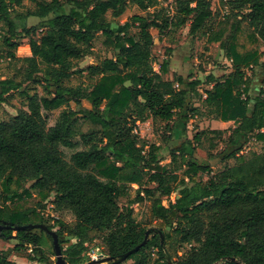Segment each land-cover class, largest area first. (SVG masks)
<instances>
[{"label": "trees", "instance_id": "obj_1", "mask_svg": "<svg viewBox=\"0 0 264 264\" xmlns=\"http://www.w3.org/2000/svg\"><path fill=\"white\" fill-rule=\"evenodd\" d=\"M30 1L36 9L27 17L41 20L34 28L11 20L9 9L20 0H0V22L7 27L0 34V61L21 60L24 65L13 77L0 79V106L11 92L27 99V111L0 120V225L43 224L52 230L53 225L37 209H43V201L53 195L55 209L67 210L75 218L72 227L61 220L54 225L59 227L55 233L65 264H84L85 244L96 241L105 257L116 259L143 242L146 229L132 219L131 205L146 199L150 222L157 230L126 258L129 264H264V152L242 160L240 151L232 150L224 159H236L237 163L209 176L208 164L188 160L183 145L173 152L174 156L179 154L184 167L180 177L160 165L159 145L150 144L146 151L147 143L139 145L136 131L138 123L151 119L164 122L171 132L175 116L186 120L188 111L191 116L199 114L185 100L187 92L197 94L200 81H185L177 75L174 86L161 76L167 72V62L161 63L158 72L151 64L154 39L150 29H177L189 24L191 35L205 29L207 41L218 42L232 65L223 79L207 77L206 83L212 85L204 92L207 111L213 119L235 125L230 145L252 135L264 141V89L249 111L245 73L259 65L260 53L239 54L230 44L240 16L264 45V0H229L227 6L235 15L214 26L210 25L213 13L209 0L194 4L192 0H170L172 16L160 19L156 13L150 19L134 15L117 26H112L108 15L116 19L129 5L147 11L169 0ZM131 28L137 29L136 35L129 33ZM37 29L42 33L34 39ZM98 33L114 56L80 69L96 78L89 91L66 85L75 72V62L89 55ZM19 34L28 39L29 58L16 57ZM225 36L230 40L226 47ZM26 83H41L45 94L28 95ZM83 100L89 108H67L71 102L81 106ZM63 107L54 125L49 126L48 114ZM194 138L199 140L197 135ZM63 150L71 151L68 160ZM203 174L209 176L206 181L199 179ZM146 176L149 181H145ZM27 182H31L29 187ZM148 182L155 186L147 188ZM131 185L137 186V194L121 208ZM176 191L174 202L163 205V199ZM63 235L67 239H62ZM8 237L17 242L15 252L31 248L32 254L43 247L42 237H46L55 256L51 237L40 229L0 232V238ZM184 245L190 247L179 256ZM152 250L157 257L150 263L148 252ZM0 264L14 263L7 252L0 251Z\"/></svg>", "mask_w": 264, "mask_h": 264}, {"label": "rangeland", "instance_id": "obj_2", "mask_svg": "<svg viewBox=\"0 0 264 264\" xmlns=\"http://www.w3.org/2000/svg\"><path fill=\"white\" fill-rule=\"evenodd\" d=\"M43 2H50L51 0H37ZM64 2L65 0H60ZM196 0H192L194 4ZM211 4V10L213 13L211 26H214L217 22H222L224 18L235 13H230L227 6L229 0H209ZM36 5L30 0H20L19 4H13L9 9L10 18L17 25L23 24L27 28L37 27L41 20L36 17H27V13L34 11ZM65 9H68V5H65ZM173 4L169 1H164L162 4L157 5L154 9L150 8L147 11H141L135 5H129L127 10L118 18L111 19L108 15L112 26L122 25L134 15L146 16L150 19L155 17L158 13L160 19L167 17V15H173ZM167 13V14H166ZM240 15V14H236ZM162 22V20H160ZM238 30L235 34V38L230 44L235 45V50L239 54H244L250 51L256 50L260 53L259 65L254 68H247L245 70L246 77L249 80V90L247 95L251 98L248 104V110L250 111L253 105V100L260 96V92L264 89V70L261 64L264 65V45L261 44L253 35L251 28L248 27L246 21L242 20L240 16L237 17ZM159 22V23H160ZM0 34L6 32L7 27L0 22ZM21 29H18L20 33ZM189 24L184 27L174 29L172 27L159 30L156 28L150 29V33L153 36L154 42L152 47V59L151 64L155 72L159 71V67L162 62H167V72L162 74L164 81L172 82L174 86L176 83L173 81L174 76H181L185 81H197L199 80L201 85L196 87V95L187 92L185 103L189 107H195L198 109L199 114L192 115V112L188 111L186 120L175 116L170 125L173 127L172 131L165 129V123L161 121H152L148 119L145 122L137 124V135L139 137V145L141 142L147 143L145 151L148 149V145H159L160 150L158 153V160L160 165L166 166L168 170L174 171L180 177H182L183 164L179 154L173 155V152L180 149L181 146H185L188 150L186 158L188 160H194L198 164H208L211 174L213 176L226 167L234 166L237 162L236 159H227L224 157L232 150L240 151L238 153L239 159H247L254 153L264 152V141L256 140L255 137L249 136L248 139L238 138L234 145L229 144V137L232 129L235 125L232 122H221L213 119V115L206 109L203 99L205 98L204 92L211 89L212 85L206 83L208 76H212L216 79H223L228 73L231 72V61L226 58L225 49H222L218 42L209 43L207 41V35L205 29L198 31L191 35L189 34ZM42 33L41 29H37L34 33V39H37ZM131 35H136L137 29L131 28L129 30ZM230 32L226 35L228 36ZM19 47L16 49L15 54L19 59L31 57L30 48L28 46V39L24 38L22 34H19ZM225 36L223 39L224 46L226 47L230 40ZM104 36L98 33L93 42L92 49L89 55L85 56L81 60L75 62L74 74L65 81V84L72 87H81L86 91H89L96 78H90L85 71L79 72L80 69L85 70L89 65L100 63L105 58H112L114 53L104 47ZM24 65L21 60L9 61L2 59L0 61V79L11 78L17 71L22 69ZM184 81V82H185ZM186 84V83H185ZM22 91V90H21ZM25 91L28 95L43 96L45 91L40 84H25ZM264 98V96H263ZM65 107L55 110L48 114V125L53 126L60 111ZM74 111L80 109L89 108L87 102L83 100L81 106H75L72 102L67 107ZM27 111V99L25 96L19 94V92H11L6 98V103L0 106V120L7 121L11 117L17 115L18 111ZM183 115H185L183 113ZM220 131V132H210ZM199 136V140H195V136ZM66 160L69 159L71 154L70 150H63ZM207 175L203 174L199 179L206 181ZM145 181H149V176L145 177ZM31 182H27L26 186L29 187ZM155 184L148 182L146 187H154ZM136 185H131L128 192L129 197L124 198L120 202V207L125 208L127 202L134 199L136 196ZM143 195V193H140ZM32 197L38 201L39 196L32 194ZM177 198V191L172 193L169 198L163 199V205H168L174 202ZM53 195L43 201L45 206L43 209H37L40 214L46 219L49 225H53L52 231L59 230L55 225V221L61 220L67 227H72L75 223L74 216L67 210H56L53 204ZM149 201L143 200L142 202H136L131 205L132 219L144 226L146 232L149 234L157 230V225L154 222H150L149 219ZM168 230V229H166ZM39 233V232H37ZM14 236V233L11 235ZM63 235L62 239H67ZM43 247L39 248L35 253L15 252L14 247L16 240L13 237L5 239L0 238V251L8 253V259L14 261L15 264H55V256L51 255L50 240L46 237H42ZM97 242V241H96ZM93 242L90 245H95ZM190 245H184L179 249L178 255L185 253ZM167 250L169 248L167 247ZM149 262L153 263L156 259L155 251L148 252ZM29 257H37L35 261H29ZM175 258V257H174ZM42 260L44 263L38 261ZM130 261H120L118 263L96 261L86 258L84 264H129ZM221 264V263H216Z\"/></svg>", "mask_w": 264, "mask_h": 264}, {"label": "water", "instance_id": "obj_3", "mask_svg": "<svg viewBox=\"0 0 264 264\" xmlns=\"http://www.w3.org/2000/svg\"><path fill=\"white\" fill-rule=\"evenodd\" d=\"M4 229H12L13 231L40 229V230L44 231L47 235H49L51 237L53 251L55 254V264H65V262L63 261V258H62L61 249H60V245L58 242L57 234L55 233V231L49 230L45 225H43V224H27V225H23V226L0 225V232ZM147 239H148V233L146 232L144 240H143L141 245H143L147 241ZM141 245H139V246H141ZM139 246L135 247L134 249H132L131 251H129L128 253H126L125 255H123L120 258L113 259L111 257H105L103 259V261L104 262H113V263H118L120 261H123L131 253L137 251Z\"/></svg>", "mask_w": 264, "mask_h": 264}, {"label": "built area", "instance_id": "obj_4", "mask_svg": "<svg viewBox=\"0 0 264 264\" xmlns=\"http://www.w3.org/2000/svg\"><path fill=\"white\" fill-rule=\"evenodd\" d=\"M86 245V252H85V256L86 258L92 260L93 262H96V261H101L105 258V256L100 252V248L97 247L96 245H88V244H85ZM28 252L29 253H32V249L29 248L28 249Z\"/></svg>", "mask_w": 264, "mask_h": 264}, {"label": "crops", "instance_id": "obj_5", "mask_svg": "<svg viewBox=\"0 0 264 264\" xmlns=\"http://www.w3.org/2000/svg\"><path fill=\"white\" fill-rule=\"evenodd\" d=\"M14 263V261H12ZM15 264V263H14Z\"/></svg>", "mask_w": 264, "mask_h": 264}]
</instances>
